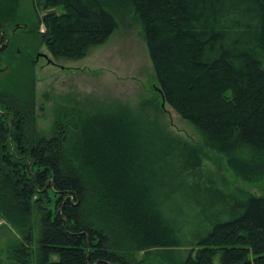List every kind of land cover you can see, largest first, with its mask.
<instances>
[{"label": "trees", "instance_id": "1", "mask_svg": "<svg viewBox=\"0 0 264 264\" xmlns=\"http://www.w3.org/2000/svg\"><path fill=\"white\" fill-rule=\"evenodd\" d=\"M32 3L56 59L84 58L118 28L116 13H132L163 101L199 141L146 105L69 110L41 134L34 52L13 49L7 28L22 20L0 6V66L6 57L17 73L0 89V220L19 233L0 264H138L134 253L153 249L184 252L173 264H264V196L225 188L204 153L264 178V0Z\"/></svg>", "mask_w": 264, "mask_h": 264}, {"label": "rangeland", "instance_id": "2", "mask_svg": "<svg viewBox=\"0 0 264 264\" xmlns=\"http://www.w3.org/2000/svg\"><path fill=\"white\" fill-rule=\"evenodd\" d=\"M0 6L8 16L14 14L22 20L7 28L13 49L34 52V66L29 76L34 78L36 123L41 134L51 135L56 120L69 110L88 116L115 112L124 106L140 109L146 105L145 116L147 113L151 118L166 123L175 133L191 141H199L196 128L163 101L161 81L150 59L142 26L132 13L126 16L116 13L118 28L109 39L90 48L84 58L73 60L54 58L39 34H36L37 15L32 0H0ZM51 11L57 12V9ZM45 15L40 13L41 18ZM24 19L29 22H24ZM45 30V25L40 23L39 32ZM11 62L5 57L0 66V89L12 86L16 79L17 73H12ZM23 75L25 79L26 74ZM204 153L225 188L264 196L263 177L245 179L237 175L216 151L209 149ZM17 238L18 230L0 220L1 257ZM184 256V252L163 256L162 251L157 249L134 253L138 264H173Z\"/></svg>", "mask_w": 264, "mask_h": 264}, {"label": "water", "instance_id": "3", "mask_svg": "<svg viewBox=\"0 0 264 264\" xmlns=\"http://www.w3.org/2000/svg\"><path fill=\"white\" fill-rule=\"evenodd\" d=\"M57 14L56 11H52L51 13H48L45 15V19L49 18V17H52V16H55Z\"/></svg>", "mask_w": 264, "mask_h": 264}, {"label": "flooded vegetation", "instance_id": "4", "mask_svg": "<svg viewBox=\"0 0 264 264\" xmlns=\"http://www.w3.org/2000/svg\"><path fill=\"white\" fill-rule=\"evenodd\" d=\"M6 42H8V40H6Z\"/></svg>", "mask_w": 264, "mask_h": 264}]
</instances>
